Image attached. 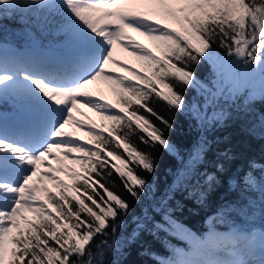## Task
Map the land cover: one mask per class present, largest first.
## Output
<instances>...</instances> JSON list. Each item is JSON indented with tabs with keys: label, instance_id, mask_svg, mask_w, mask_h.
I'll return each instance as SVG.
<instances>
[{
	"label": "snow or ice",
	"instance_id": "obj_1",
	"mask_svg": "<svg viewBox=\"0 0 264 264\" xmlns=\"http://www.w3.org/2000/svg\"><path fill=\"white\" fill-rule=\"evenodd\" d=\"M18 17L27 49L9 44L0 23V104L11 102L13 109L10 119L0 110V264H122L106 254L122 256L124 245L145 230H175L188 241L187 250L174 249L155 264H264V165L252 163L237 177V187L250 192L238 204L214 209L204 237L184 229L165 206L162 222L138 221L121 241L131 205L107 180L115 173L136 201L148 194L140 170L153 174L155 161L139 145L173 148L165 129L174 124L153 107V97L166 103L170 116L187 114L205 130L223 122L230 104L249 121V132L264 137V109L254 110L255 101L264 102V0H0V21ZM129 33L152 42L159 55ZM117 49L140 61L145 74L118 61ZM195 66H210L208 77L202 80ZM97 81L107 84L114 102L89 90ZM191 90L199 100L189 101ZM80 107L102 123L85 129L74 116L84 115ZM70 124L89 140L65 131ZM54 150L79 171L46 164L45 158L62 163ZM206 151L207 140L197 141L174 181L201 204L217 184L216 176L199 170ZM221 156L231 158L227 151ZM40 167L66 173L71 183ZM43 179L55 194L38 186ZM232 216L250 226L217 232V218ZM98 236L105 239L97 242Z\"/></svg>",
	"mask_w": 264,
	"mask_h": 264
},
{
	"label": "trees",
	"instance_id": "obj_2",
	"mask_svg": "<svg viewBox=\"0 0 264 264\" xmlns=\"http://www.w3.org/2000/svg\"><path fill=\"white\" fill-rule=\"evenodd\" d=\"M0 23L5 26L6 39L12 45L21 49L27 47L28 44L19 39L25 29L19 17L15 20L6 18L0 21ZM167 23H169L170 27H175L170 21ZM132 34L137 42L145 45L146 48H150L156 55H159L152 42L136 33ZM217 51L221 55L224 54L223 49L217 48ZM125 65L140 71L142 75L145 74L141 68L140 61L133 60ZM195 67L198 76L202 80L208 77L210 66ZM116 71L119 72V70ZM119 74L126 75L127 73ZM100 91L102 102L104 100H107L109 103L114 102V96L108 86L101 88ZM187 97L189 101L200 99L195 90L187 92ZM152 103L153 107L161 115L170 119L174 124L173 129H165V136L170 140L173 148L165 150L156 145L155 149H149L142 144L139 145L143 150L150 151L155 161V171L153 174L140 170V174L148 181V194H142L140 201L134 200L122 189L119 178L115 173H113L112 177L107 178L108 186L113 187L112 182L115 181L113 190L118 192L131 205L125 217V228L119 233V238L121 241L126 239L132 229L136 227L138 221L149 225L162 222L164 217L161 209L165 206L171 208L172 218L179 225L200 237L208 229L207 223L210 222L212 224V218L216 216L214 209L218 208L221 204H238L250 192L247 189L241 191V187H237V184L242 185V181H238L237 177L240 174L247 173L252 163L264 165V137H261L258 132H249V121L245 120L238 109L230 104L224 105L225 119L223 122L214 129L205 130L190 119L187 114L182 115L177 113L170 116L167 105L163 101H158L153 97ZM261 109H264V102L255 101L254 110L259 112ZM0 110L6 111L9 110V107L0 105ZM144 115L148 114L144 113ZM151 119H153L158 127L163 128V125L159 121H156L154 117H151ZM78 120L83 124L85 129L91 125H100L102 123L100 117L96 121L90 113L80 117ZM92 130L98 131L99 129L93 128ZM81 134L84 139L83 141L89 140L84 130H81ZM105 135H107V132H105ZM138 135L141 134L137 132L131 137L134 143H138ZM202 139L207 140V151L203 162L198 165L199 170L201 174L208 173L217 178V184L207 193L206 203L204 204H201L195 198H191L183 187L177 189L174 183L177 173L189 164V153L193 145ZM224 151L230 153V159L226 160L221 156V152ZM253 172L257 176L260 175L258 168L253 169ZM60 181L66 184L71 183L69 178ZM50 191L55 194L57 189L54 187ZM38 195L43 199V193H38ZM68 195L71 198V194ZM256 196L258 198V194ZM74 203L75 201H73ZM88 203L91 202L89 201ZM50 210L54 212V209ZM250 223L243 216H232L223 221L217 218L215 228L216 230H226L231 226H235L239 229H246L250 226ZM257 226H259L258 221ZM151 231L155 232L156 230L152 227ZM96 239L98 242L101 239H105V237L98 236ZM107 239L111 242L110 237ZM124 247L126 250L122 256L119 253L113 254L109 252L106 254V259L108 261L120 260L122 264H155L156 258L167 259L172 255L174 249L188 248V241L176 234L175 230L171 232L160 231L156 232L155 235L145 230L135 241L124 245Z\"/></svg>",
	"mask_w": 264,
	"mask_h": 264
},
{
	"label": "rangeland",
	"instance_id": "obj_3",
	"mask_svg": "<svg viewBox=\"0 0 264 264\" xmlns=\"http://www.w3.org/2000/svg\"><path fill=\"white\" fill-rule=\"evenodd\" d=\"M129 35H131L133 37V40L136 41V39H134V36L132 33H129ZM137 42V41H136ZM9 44H11L9 41H8ZM28 47V45H27ZM26 48H23L22 50L24 49H27ZM115 58L120 61V62H123L124 64H127L129 62H132L133 60H136L134 57L132 56H129L127 54V52H124V51H121L120 49H117L116 50V53H115ZM103 87H107V84L102 82V81H97L95 83H93L92 85H89L88 88L89 90H91L93 93H94V96H99L101 97L100 95V89L103 88ZM102 102V100H101ZM0 105H6L7 107H9V110H2L5 114V116L7 118H11L12 114H13V109H12V104L11 102H6V103H3V104H0ZM78 112L80 113H83L84 115L90 113V115L93 116V118L98 121L99 120V116L96 115L94 112L90 111L88 108L86 107H80L78 109ZM84 115H79L78 113H74V116L75 118L78 120L80 117L84 116ZM79 121V120H78ZM65 131L67 132H72L74 133L76 136H78L80 138V142H82L84 139L82 137V134H81V130L80 129H77L75 128V126L73 125H67L65 127ZM80 154L79 153H70L69 156L70 157H76V156H79ZM52 156L53 157H60L62 163L58 164L54 159H51V158H45V163L46 164H51L52 165V168H60V167H63V168H74L76 171H79V166L78 165H73V164H70L69 161L67 160H63V157H62V153L59 152V151H56L54 150L53 153H52ZM40 172H45V173H48L49 175H52V176H55L56 179L58 180H65L68 178V175L66 173H63V172H49V170L45 167H40L39 169ZM37 180V177H33V181H30V183H34L35 181ZM39 187H47L49 190L50 189H53L54 188V185L53 183L48 180V179H43L39 185ZM29 218H31L30 214H29ZM208 224V229H206V231H204L200 237H204L208 231H209V228L211 226L210 222L207 223ZM237 228L235 226H231L230 228L226 229V230H216L217 232H220V233H226L228 231L231 230V228ZM239 229V228H237ZM188 248L186 249H183V250H187Z\"/></svg>",
	"mask_w": 264,
	"mask_h": 264
}]
</instances>
